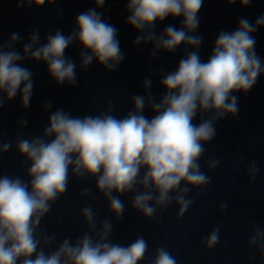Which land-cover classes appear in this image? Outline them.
Segmentation results:
<instances>
[{
	"label": "clouds",
	"instance_id": "1",
	"mask_svg": "<svg viewBox=\"0 0 264 264\" xmlns=\"http://www.w3.org/2000/svg\"><path fill=\"white\" fill-rule=\"evenodd\" d=\"M93 2L101 7L105 0ZM226 2L232 4L237 0ZM251 2L239 0L242 6ZM44 3L45 0H17L18 7L25 4L39 7ZM202 5L203 0H128L130 15L126 23L141 33L135 38L137 45L154 44L153 58L157 50L175 52L182 43L199 49L202 37L191 33L199 26L198 12ZM170 15L183 17L182 27L168 25L157 35L156 22ZM261 25L264 15L255 24L241 18L235 31L222 30L207 62L201 60L198 51L185 49L176 70L160 80L166 92L159 102L150 91L152 80L146 78L143 82L146 95H134L133 110L122 118L113 114L111 104L102 114L83 117L57 109L51 113L43 136H18L16 150L26 157V163L30 162L27 171L30 181L0 175V264H139L148 250L144 237L138 236L127 246L112 242V221L104 219L97 229V213L91 206L81 211L88 231L75 241L64 238L51 252L45 248L53 244L56 234L38 231L39 225L67 191L69 169L78 179L96 178V190L107 200L109 211L117 220L124 214L126 206L120 196L126 193L133 194L131 206L145 218H153L158 209L172 203L179 206L178 215L182 216L193 203L187 198L188 186L203 189L211 180L201 171L199 161L205 153V143L216 135V122L229 114L235 116L239 109L234 93L246 94L264 74V61L256 54V40L251 35ZM117 32L93 8L76 17V27L67 36L61 30L49 32L46 43L40 44L39 29L34 30L23 46V54L14 48L22 37L12 33L8 41H0V109L5 96L11 101L18 93L23 107L30 106L34 82L31 70L21 66L25 59L45 62L58 85L67 82L74 86L77 66L65 56L74 42L82 45V69L96 60L106 70L114 71L124 59ZM146 105L155 113L151 119L143 114ZM45 107L51 108V102ZM198 113L200 123L196 124L193 121ZM18 123L23 128L27 120ZM10 148L11 143H0V153ZM218 163L210 160L207 167L213 170ZM258 172L256 161H251L250 182ZM80 195L89 197L90 190L83 189ZM220 207L226 209L227 205ZM218 241L219 226L206 238L209 248ZM249 245L264 256V229L255 227ZM152 264L177 262L161 247L156 250Z\"/></svg>",
	"mask_w": 264,
	"mask_h": 264
},
{
	"label": "water",
	"instance_id": "2",
	"mask_svg": "<svg viewBox=\"0 0 264 264\" xmlns=\"http://www.w3.org/2000/svg\"><path fill=\"white\" fill-rule=\"evenodd\" d=\"M127 3L128 0H105L103 6L97 7L93 0H54L52 3L45 0L39 7L35 4L18 7L17 0H0V41L6 42L12 33H19L22 39L14 48L21 54L34 30L39 29L40 44L46 43L49 32L61 30L67 36L76 27V17L93 8L118 30L117 38L124 54L123 61L114 71L106 70L96 60L87 69H82V45L74 42L65 52L77 66L74 86L67 82L58 85L43 61H22L21 66L33 73L34 87L27 109L23 107L19 93L11 101L5 96L4 106L0 109V143H11V148L0 153V175L19 176L30 181L27 175L30 162L26 163V157L19 155L16 140L18 136H43L52 112L63 109L74 117L99 115L111 104L113 114L122 118L133 110L134 95H146L143 85L146 78L152 80L150 91L159 102L166 92L160 80L176 70L186 54L185 49L198 51L201 60L207 62L222 30L235 31L241 18L255 24L257 18L264 15V0H252L247 6H242L239 0L232 4L226 0H203L198 12L199 26L191 33L202 37L199 49L182 43L175 52L157 50L153 58L152 42L135 43L141 33L126 23L130 15ZM182 19L170 15L162 22L157 21L156 34H161L168 25L181 28ZM251 35L256 40L255 52L264 61V25ZM234 95L238 98V113L226 115L216 122V135L210 143H205L206 150L199 161L201 171L211 180L203 189L188 186L187 198L193 203L182 216L178 215L179 206L172 203L158 209L153 218H145L132 208L133 194L126 193L120 196L126 207L121 220H117L109 211L107 200L97 192L96 178L78 179L69 169L67 191L52 205L38 228V231L54 233L57 237L45 251H53L66 237L75 241L87 232L81 211L91 206L97 213V229L104 219L112 221V242L127 246L138 236L144 237L148 250L139 264H152L156 250L161 247L175 257L177 264H264V256L249 245L255 227L264 229V74L246 94L239 91ZM48 102H51V108L46 110ZM143 114L149 119L155 115L147 105ZM200 115L197 114L194 123H200ZM207 115L211 113L205 118ZM21 119L27 120L23 128L18 123ZM213 159L219 161L218 166L209 170L208 161ZM253 160L259 172L250 182L248 167ZM181 186L185 185L182 183ZM83 189L90 190L89 197L80 195ZM221 204H226L227 208L221 209ZM217 226L219 241L209 248L206 238Z\"/></svg>",
	"mask_w": 264,
	"mask_h": 264
}]
</instances>
